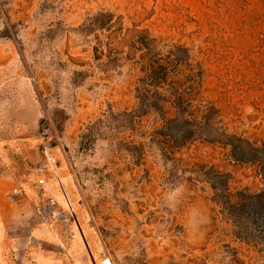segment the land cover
Returning <instances> with one entry per match:
<instances>
[{"label":"rangeland","instance_id":"1","mask_svg":"<svg viewBox=\"0 0 264 264\" xmlns=\"http://www.w3.org/2000/svg\"><path fill=\"white\" fill-rule=\"evenodd\" d=\"M19 235L264 264V0H0V264Z\"/></svg>","mask_w":264,"mask_h":264},{"label":"crops","instance_id":"2","mask_svg":"<svg viewBox=\"0 0 264 264\" xmlns=\"http://www.w3.org/2000/svg\"><path fill=\"white\" fill-rule=\"evenodd\" d=\"M12 242L13 255L16 258V264H102L104 258H109L112 264H124L122 260V252H120V250L115 249L114 253L103 254L94 240L85 241L87 253H83L82 260L80 257L73 263L59 261V257H56L58 256L57 251L43 245V242L41 244L38 242L35 244L28 243L26 236L21 237V235H19L18 237H14ZM33 251L35 253H32ZM38 252L42 253L43 256H37L36 254Z\"/></svg>","mask_w":264,"mask_h":264},{"label":"built area","instance_id":"3","mask_svg":"<svg viewBox=\"0 0 264 264\" xmlns=\"http://www.w3.org/2000/svg\"><path fill=\"white\" fill-rule=\"evenodd\" d=\"M15 192L17 193V191H15ZM102 264H112V263H111V260L109 258H104L102 260Z\"/></svg>","mask_w":264,"mask_h":264},{"label":"clouds","instance_id":"4","mask_svg":"<svg viewBox=\"0 0 264 264\" xmlns=\"http://www.w3.org/2000/svg\"><path fill=\"white\" fill-rule=\"evenodd\" d=\"M180 191V189H177L176 192L173 193V195H175L176 193H178Z\"/></svg>","mask_w":264,"mask_h":264}]
</instances>
